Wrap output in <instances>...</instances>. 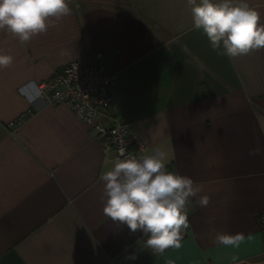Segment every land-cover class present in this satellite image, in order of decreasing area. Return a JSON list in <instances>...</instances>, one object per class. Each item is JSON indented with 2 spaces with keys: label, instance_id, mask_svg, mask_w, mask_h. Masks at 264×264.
Segmentation results:
<instances>
[{
  "label": "crops",
  "instance_id": "1",
  "mask_svg": "<svg viewBox=\"0 0 264 264\" xmlns=\"http://www.w3.org/2000/svg\"><path fill=\"white\" fill-rule=\"evenodd\" d=\"M261 13L264 0H247ZM71 14L20 43L0 30V264H264V49L236 58L195 29L187 0H71ZM85 50L111 58L112 117L193 177L209 203L188 204L179 248L155 253L147 236L103 213L114 166L96 131L66 103L45 104L39 80ZM35 108L16 129L7 123ZM258 149V151H256ZM255 152V154H251ZM244 236L239 246L216 241Z\"/></svg>",
  "mask_w": 264,
  "mask_h": 264
},
{
  "label": "clouds",
  "instance_id": "2",
  "mask_svg": "<svg viewBox=\"0 0 264 264\" xmlns=\"http://www.w3.org/2000/svg\"><path fill=\"white\" fill-rule=\"evenodd\" d=\"M71 0H0V30H6L24 44L55 27L71 14ZM193 26L202 30L213 50L229 58L264 49V23L261 13L247 0H187ZM11 54H0V69L12 65ZM258 151V149L256 150ZM255 154V152L251 153ZM167 154L157 149L151 155L118 158L102 176L103 213L113 222L124 224L130 232H142L144 242L155 253L179 248L189 228L188 201L197 198L209 203L193 177L169 171ZM242 234L220 233L216 241L239 246Z\"/></svg>",
  "mask_w": 264,
  "mask_h": 264
},
{
  "label": "built area",
  "instance_id": "3",
  "mask_svg": "<svg viewBox=\"0 0 264 264\" xmlns=\"http://www.w3.org/2000/svg\"><path fill=\"white\" fill-rule=\"evenodd\" d=\"M83 57L70 60L35 82L37 95L47 105L66 103L76 118L96 131L102 151L111 152L112 161L143 153L147 144L122 119L112 117L113 121L107 123L116 110L111 93L116 72L110 67L111 58L96 50H85ZM33 113L35 108L29 107L9 120L7 127L16 129ZM258 220L264 235V210L259 213ZM262 243L264 245V238ZM262 251L264 253V248Z\"/></svg>",
  "mask_w": 264,
  "mask_h": 264
},
{
  "label": "trees",
  "instance_id": "4",
  "mask_svg": "<svg viewBox=\"0 0 264 264\" xmlns=\"http://www.w3.org/2000/svg\"><path fill=\"white\" fill-rule=\"evenodd\" d=\"M55 69V68H54Z\"/></svg>",
  "mask_w": 264,
  "mask_h": 264
}]
</instances>
